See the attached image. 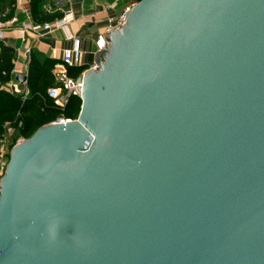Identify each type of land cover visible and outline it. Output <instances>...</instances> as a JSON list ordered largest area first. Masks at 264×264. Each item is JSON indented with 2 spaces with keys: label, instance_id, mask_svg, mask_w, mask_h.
I'll list each match as a JSON object with an SVG mask.
<instances>
[{
  "label": "water",
  "instance_id": "water-1",
  "mask_svg": "<svg viewBox=\"0 0 264 264\" xmlns=\"http://www.w3.org/2000/svg\"><path fill=\"white\" fill-rule=\"evenodd\" d=\"M105 40L77 119L11 149L0 264H264V0H141Z\"/></svg>",
  "mask_w": 264,
  "mask_h": 264
},
{
  "label": "trees",
  "instance_id": "trees-1",
  "mask_svg": "<svg viewBox=\"0 0 264 264\" xmlns=\"http://www.w3.org/2000/svg\"><path fill=\"white\" fill-rule=\"evenodd\" d=\"M27 1L34 23L53 22L61 17L59 13L45 10L47 0ZM13 15L14 0H0V19L8 21ZM14 59L15 50L0 42V139L3 138L6 127L17 128L19 137L27 139L37 129L54 122L58 117L77 119L81 107L79 98L71 97L61 112L46 95L47 89L55 85L53 70L60 61L45 58L37 51L30 50L26 74L27 94L15 95L6 88L14 78ZM83 72L84 68L80 66L67 68L70 77H78Z\"/></svg>",
  "mask_w": 264,
  "mask_h": 264
},
{
  "label": "crops",
  "instance_id": "crops-1",
  "mask_svg": "<svg viewBox=\"0 0 264 264\" xmlns=\"http://www.w3.org/2000/svg\"><path fill=\"white\" fill-rule=\"evenodd\" d=\"M61 9L58 11L53 6L52 0H47L45 10L50 13L71 12L73 20L58 31H54L43 38L36 39L31 32L23 38L17 35L16 30L23 24L33 22L29 11V3L14 7V15L18 22L11 29L6 26L3 32L2 42L15 50L14 78L6 85V88L15 95H26V82L16 80L17 75L27 76V67L30 50H35L43 57L60 61L61 52L74 45L73 39L80 41L83 56L80 67L84 71L95 64V57L99 52V42L103 38L104 29L108 20L117 18L123 7L131 0H60ZM108 6H110L108 8ZM60 17V18H61ZM57 18V19H60ZM56 20V19H55ZM34 23V22H33ZM51 23V22H49ZM72 38V39H70Z\"/></svg>",
  "mask_w": 264,
  "mask_h": 264
},
{
  "label": "built area",
  "instance_id": "built-area-1",
  "mask_svg": "<svg viewBox=\"0 0 264 264\" xmlns=\"http://www.w3.org/2000/svg\"><path fill=\"white\" fill-rule=\"evenodd\" d=\"M53 6L59 11L61 8L60 0H52ZM86 1V0H82ZM115 2H120L121 0H114ZM140 1L131 0L128 4H126L121 10L120 14L117 18L108 20L106 27L104 29L103 38L99 42V52L105 50L106 34H109L117 29H119L127 20V16L132 10V8ZM23 3H26V0H14V7L21 6ZM110 6H108L109 8ZM73 20V14L71 12H64L63 16L60 19H56L53 22L49 23H25L20 28L12 29L13 26L18 22L17 18L13 16L8 21H3L0 19V42L3 40V32L6 26L11 27L12 30L17 31V35L23 38L26 33L31 32L35 35L36 39L43 38L44 36L58 31L68 25V22ZM72 39V38H70ZM74 45L71 48H66L61 52L60 56V64L56 65L53 70V76L55 80V85L46 91L47 98H49L56 109L63 112L66 108L68 100L71 97H77L80 99L82 86H83V74L78 77H70L67 73L68 67H79L82 63V48L80 41L77 39H73ZM94 71L100 70V66L98 64H93L91 68ZM72 120L67 119L65 117H58L54 122L50 124H66L71 122ZM18 127H21V123L18 124ZM4 138V137H3ZM11 151V150H10ZM8 144H6L5 140L0 139V179L3 175L5 167L8 162L9 154H10Z\"/></svg>",
  "mask_w": 264,
  "mask_h": 264
},
{
  "label": "rangeland",
  "instance_id": "rangeland-1",
  "mask_svg": "<svg viewBox=\"0 0 264 264\" xmlns=\"http://www.w3.org/2000/svg\"><path fill=\"white\" fill-rule=\"evenodd\" d=\"M16 129L17 128L14 127H6L5 134L3 136L4 138H2V140H5L6 144H8L9 151L23 140V138L19 137Z\"/></svg>",
  "mask_w": 264,
  "mask_h": 264
}]
</instances>
